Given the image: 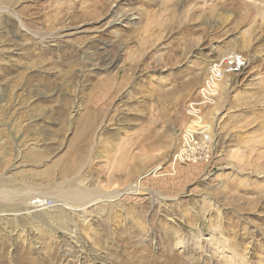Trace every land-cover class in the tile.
I'll return each instance as SVG.
<instances>
[{
  "label": "rangeland",
  "instance_id": "obj_1",
  "mask_svg": "<svg viewBox=\"0 0 264 264\" xmlns=\"http://www.w3.org/2000/svg\"><path fill=\"white\" fill-rule=\"evenodd\" d=\"M2 189L0 264H264V0H0Z\"/></svg>",
  "mask_w": 264,
  "mask_h": 264
},
{
  "label": "built area",
  "instance_id": "obj_2",
  "mask_svg": "<svg viewBox=\"0 0 264 264\" xmlns=\"http://www.w3.org/2000/svg\"><path fill=\"white\" fill-rule=\"evenodd\" d=\"M246 64L247 61L242 56L232 53L210 66L203 87L198 92V100L189 102L185 108V113L190 119L180 133V149L172 156L174 166L188 161L196 162L208 159L212 148V140L208 126L202 122V107L212 104L214 98L212 99L211 96H214L215 88L218 86L216 84L219 80H222L225 71L238 72ZM186 140H188V143ZM34 201L36 208H47L48 204L45 200L36 199Z\"/></svg>",
  "mask_w": 264,
  "mask_h": 264
},
{
  "label": "bare ground",
  "instance_id": "obj_3",
  "mask_svg": "<svg viewBox=\"0 0 264 264\" xmlns=\"http://www.w3.org/2000/svg\"><path fill=\"white\" fill-rule=\"evenodd\" d=\"M220 81V80H219ZM78 121V120H77ZM81 135V134H80ZM188 143V142H187ZM73 166V165H72ZM71 165H67L65 168H62L61 169V174L62 175H65V174H68V173H71L73 171V168H72ZM83 182V181H82ZM74 186V185H73ZM85 187V186H84ZM86 188L82 189V190H78V193H81L80 196H78V199H77V203H78V207L76 209H74V212L77 214V216L81 217L83 220L86 219V214H87V204L91 203V202H94V200L92 199V201L88 202V199L90 200L91 198H95V196L91 195L92 193H88L87 190H85ZM134 192H136V190H134ZM95 194V193H94ZM75 194L71 193L69 196L70 197H73ZM98 197H100L98 195ZM97 197V198H98ZM0 198L3 199V200H6V201H10L9 199V194L8 192L3 191V189L0 191ZM114 198V197H113ZM118 198V196L116 197ZM13 199H17V194L16 195H13L12 197V200ZM96 201H100V200H96ZM35 202V201H34ZM101 202V201H100ZM104 202V201H103ZM106 202V201H105ZM73 204H77L75 202H72ZM99 202H96L95 204H98ZM34 203H32L33 205ZM102 204V203H101ZM92 205V204H91ZM34 207H36L35 205H33ZM98 206V205H97ZM94 209V208H93ZM89 213V212H88ZM74 233V231H73ZM74 237H71V239H73ZM165 249L167 250V247H165Z\"/></svg>",
  "mask_w": 264,
  "mask_h": 264
}]
</instances>
